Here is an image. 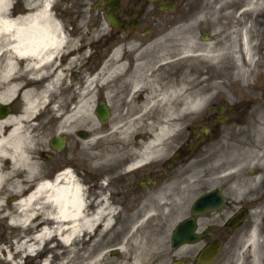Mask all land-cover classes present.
<instances>
[{"label":"flooded vegetation","instance_id":"obj_1","mask_svg":"<svg viewBox=\"0 0 264 264\" xmlns=\"http://www.w3.org/2000/svg\"><path fill=\"white\" fill-rule=\"evenodd\" d=\"M41 1L0 0V14L10 19L24 18ZM55 1L59 3L61 0ZM249 1L254 0L90 2L94 12L107 24L108 38L131 37L146 45L159 34L163 23L161 20L172 17L182 6L190 16L209 14L216 7L222 16L221 24H225V29L229 31L252 23L264 32V11L250 15L247 10ZM110 12L119 20L117 28H111L106 22L105 15ZM243 13L244 23L240 24L239 17ZM262 43L264 47V40ZM259 58L258 73L249 86L232 93L234 101L230 105L223 100L217 106H207L197 115L188 113L183 146L178 145L166 162L151 160L141 167H134L143 149L132 144L121 149V154L116 155L114 160L90 174V188L85 193L87 202L92 210L118 205L122 210L115 218L118 223L127 222L128 217L139 208L150 205L152 199L164 194L161 189L173 183V176L182 163L186 168V179L190 182L195 180L199 186V194L186 203L184 216L187 221L185 231L191 234L195 243L171 249L170 233L180 222L178 220L169 231L165 249L147 252V256L141 257L138 264H198V255L209 246L217 250L209 264H264V49ZM74 59L71 52L62 56L59 63ZM9 107V117H14L20 126H28L20 95L9 101ZM220 115H225L226 121L214 124ZM50 124L53 126H45V129L54 128L57 122ZM203 127L207 129L206 132L201 131ZM50 140V153L44 154L50 167L56 166L57 158L63 153L73 154L75 151V145L70 151L65 149V145L63 151L57 153L50 147ZM67 142L65 138V144ZM191 144L194 147L190 149L188 145ZM181 149L184 150L183 154ZM115 150L118 151V148ZM65 163L66 159L57 167H63ZM169 165L171 167L168 169ZM199 196L203 197V205L208 210L194 215V201ZM123 216H126L124 220ZM115 254L113 257L119 252Z\"/></svg>","mask_w":264,"mask_h":264},{"label":"rangeland","instance_id":"obj_2","mask_svg":"<svg viewBox=\"0 0 264 264\" xmlns=\"http://www.w3.org/2000/svg\"><path fill=\"white\" fill-rule=\"evenodd\" d=\"M90 1L63 0L56 5L54 0L52 1L50 11H57L54 14L57 15L58 21L62 24L66 36V44L62 50V54L73 48L75 60L64 65L60 63L64 69V78L59 82L55 93L52 91L48 92L47 106L34 115L30 125L23 128L30 140L26 152L30 159L31 170H28L30 175L27 185H23L21 183L25 178L26 170L23 166L18 165L17 169H15L14 184L11 188L12 191L19 187L24 188L22 197L33 190L36 184L47 179V175L51 176L56 171L57 168L55 166H46L49 162L44 161V152L48 146V139L58 132H62L60 134H65L68 137L69 150L72 149L75 143V151L73 154L69 152L67 154L63 153L57 158V161L61 163L64 159L71 160L72 169L76 165L78 170H82V172H78V170L73 169L72 173L77 176L76 178L80 181L84 190L88 188L87 183L90 184L87 176L90 173H94L98 168H101L96 166H105L108 162L114 160L115 147L120 150L132 144L141 146L144 140L151 137L148 132H135V127L137 126H131L129 129L130 133L125 138L113 132V129H110L111 126L120 120L123 109V107L119 106L118 99L113 98L108 100L104 96V90L99 88L100 85L104 84L103 79L111 74L112 63L120 61L124 62L128 67H132L134 61L137 60L147 63L150 71H152L159 64L157 63L159 55L162 53L169 55L170 52H175L172 59H176L179 56L177 54L188 45V42L193 49L197 50L194 54H198L217 42H221L231 50H235L233 37H231L234 35L233 31H236L235 34L239 33V38L245 32L251 46L250 59H247L241 48L238 47L236 49L238 59L235 63L232 61L224 65L221 63L205 62L201 59L197 62L195 59L189 58L183 65L166 66L162 69V74L160 72L161 84H174L179 78L187 75L189 79L187 91L189 88L192 89L193 93L197 91L201 100L198 107L192 111L194 115H197L198 112L204 110L208 105H216L223 100L230 105L234 101L232 93L244 89L246 85L249 86L254 75L258 73L259 55L261 50L264 49L262 45V40H264L263 30L250 23V28H245V31L241 27L229 31L225 29V24H221L220 19L222 16L216 7H213L212 12L209 14L193 16L188 15L184 6L178 8L172 17L161 20L163 23L160 25L159 34L155 40L150 42L149 46H141L137 40L133 41L130 38L120 36L113 38V42L108 44L104 50L93 53L91 45L95 44L99 48L108 43L107 39L103 40L107 35L108 28L104 20L91 10ZM253 4L254 6L249 11L250 15L255 13L258 15L261 11H264V0H254ZM239 20L240 24L244 23V13L239 17ZM204 30L208 31L205 40L202 39ZM78 47L83 49L82 53L76 52V48ZM161 47H164L162 53L160 52ZM89 56H92V59L86 61ZM3 61L4 55L0 58V68ZM50 73H52V67L49 69ZM94 73L96 75L99 74V77L98 81L92 86L94 88L92 91L93 99L88 105L87 112L72 119L70 122L62 123L63 115L69 112L70 108L79 99L78 97L81 92L85 90L86 83L84 80L89 74L91 76ZM72 75H75V77L72 78ZM45 80V78L42 79V82ZM45 88L46 85L42 84L41 90ZM204 89L208 90V92L204 93ZM98 101L105 102L110 111L109 119L103 124L99 123L93 113ZM186 115L187 111L181 114L180 124L171 135L162 140L158 147L160 150L145 156L144 160L156 156L159 162H162L170 156L172 150L184 141L183 128L185 126ZM38 118L40 119L37 120ZM53 119L58 121L57 127L53 131L43 133L42 130H45V126H50V121ZM79 131L87 133L88 136L86 138H79L76 135ZM99 146L103 150L94 151ZM5 167H8V164ZM185 174L186 168L182 164L173 176V183L166 187L167 189L171 187L169 189L172 192L171 194H167L166 189L164 194L157 199H153L150 205L139 208L137 213L129 216L128 222L121 221L120 224L115 223L114 226L112 222L111 227L106 231L98 230L92 240V246L87 249L86 254L90 252L89 255H91L93 251L105 253L107 257L105 264L111 263L112 256H114L111 253L112 250H116L124 235L127 236L131 231L132 225L136 224H141V227L134 233V237L142 241L143 244L147 242L148 246L144 249L148 251L165 249L169 230L177 220L184 217L186 203L199 194V186L195 183V180L188 181ZM11 190L4 182L1 183L0 206L3 208V211L16 198ZM120 209L118 205H115L111 210L113 214H116ZM3 211L0 212V241L9 242L14 238L30 235L29 233L31 232H24L17 227H12L9 222L3 220L4 217L2 216L7 212ZM123 215L127 214L123 213ZM125 218L126 216H123V220ZM139 221L141 223H138ZM122 231L124 232L122 233ZM88 238V234L81 236V239L84 240ZM55 241L57 243L56 251L52 252V257L47 259V263L65 264L71 255L68 254V249L59 244L56 239H53L51 243ZM76 241L74 242L75 245L71 247L78 249L82 246L81 240ZM135 249L128 242L125 249L127 254L121 253L118 257L131 256L133 251H136ZM45 250L46 247L39 257L47 255ZM38 262L37 257H27L24 260V264H38ZM1 264L9 263L1 262Z\"/></svg>","mask_w":264,"mask_h":264},{"label":"bare ground","instance_id":"obj_3","mask_svg":"<svg viewBox=\"0 0 264 264\" xmlns=\"http://www.w3.org/2000/svg\"><path fill=\"white\" fill-rule=\"evenodd\" d=\"M51 4L52 0H42L33 12L24 18L10 19L0 14V58L4 55L0 68V100L8 102L14 96L20 95L24 105L23 115L28 125L34 115L47 106L48 92L51 90L50 85L44 90H35L31 87L34 79L47 75L51 67L54 85L64 78V69L59 59L66 44V36L62 24L50 11ZM253 6V2L249 1L247 10ZM235 32L233 31L234 35L231 36L235 50L217 42L194 54L197 50L189 45L188 40V45L177 54L179 56L172 59L175 52L163 54L164 47H161L162 54L157 60L159 64L152 71L147 63L137 60L132 67L120 61L112 63L111 74L103 79L104 84L99 88L104 90V96L108 100L118 99L119 106L123 109L120 120L110 129L124 138L129 135L131 126H137L135 132L150 133L151 137L142 146L143 159L159 151L162 140L171 135L180 124L181 114L192 112L201 101L197 91L193 93L191 88L187 91V75L179 78L174 84H161L160 72L166 66L183 65L189 58L197 62L201 59L224 65L232 61L235 63L238 59V47L245 57L250 59L251 46L248 36L244 32L239 38V33ZM98 77L99 74L86 80L85 90L79 95L70 113L62 118V123L70 122L87 112L93 99L92 86L98 81ZM106 85L108 86L105 87ZM23 128L14 117L0 120V185L4 182L10 190L18 165L26 170L21 184L27 185L29 180L28 170H31V164L26 148L30 140ZM143 159L138 160L134 167L141 165ZM7 164L8 167H5ZM23 192L24 188L21 187L13 190L12 193L16 196L13 203L4 211L0 206V212L7 211L4 216H7L12 226L31 233L41 229L37 236L39 238L59 236V244L65 246L71 255L65 264L106 263L105 253L93 251L89 255L90 252L86 254V251L92 246V240L98 230L106 231L111 227L112 208L103 206L94 212H88L84 187L70 170L63 171L52 181L38 183L35 190L26 197H22ZM152 201L153 199L150 202ZM140 227L141 224L132 225L130 233L122 236L124 239H121L116 248L119 254H127L125 249L129 242L136 251H133L131 256L121 258L118 254L112 257L116 260L111 259L112 262L108 264H138L141 257L147 256L149 251L144 249L148 246L147 242L143 244L134 237ZM84 234H88L89 238L81 239ZM21 239L23 241L16 249H24L29 241L27 236H21ZM75 240H81L82 246L78 249L70 247ZM29 249L31 251V248ZM7 260H11L10 254ZM1 262L9 263L6 260L0 261V264Z\"/></svg>","mask_w":264,"mask_h":264},{"label":"water","instance_id":"obj_4","mask_svg":"<svg viewBox=\"0 0 264 264\" xmlns=\"http://www.w3.org/2000/svg\"><path fill=\"white\" fill-rule=\"evenodd\" d=\"M108 22L115 27L117 25L116 21L114 20L113 17H111L110 15H106ZM9 112V108L7 106H4L2 104H0V113H1V117L7 115ZM96 114L98 116V119L100 121H105L108 118V111L106 109V107L103 104H100L96 110ZM60 144L61 141L59 140H55L52 142V146L55 147L56 149H60ZM202 203V199L199 198L196 203H195V207L193 209V212L195 214L197 213H202L204 211L203 208L196 206V205H200ZM186 225V221L181 222L173 231L172 233V237H171V243H172V248H176L178 246H180L181 244L184 243H189L191 240L190 236H182L181 232H183V229L185 228ZM210 254V255H209ZM208 256L210 258H208ZM212 255H211V251L209 250H205L199 257V260L202 261L203 259H211Z\"/></svg>","mask_w":264,"mask_h":264}]
</instances>
